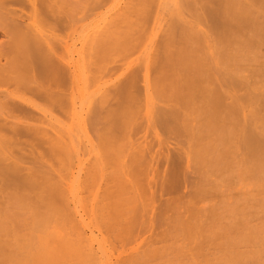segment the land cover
Returning <instances> with one entry per match:
<instances>
[{
  "label": "bare ground",
  "instance_id": "obj_1",
  "mask_svg": "<svg viewBox=\"0 0 264 264\" xmlns=\"http://www.w3.org/2000/svg\"><path fill=\"white\" fill-rule=\"evenodd\" d=\"M0 36V264H113L106 240L92 229L99 169L120 167L102 191L108 216L101 221L120 239L137 211L130 206L135 199L152 211L158 191L180 185L182 156L170 140L188 138L190 115L201 114L191 151L198 163L220 172L238 162L240 173L246 168L264 178V106L247 118L256 99L249 88L227 104L213 83V65L207 70L201 57L212 38L222 64L234 71L224 89L241 88L245 81L235 71L259 59L264 48V0H0ZM174 70L186 76L180 80ZM93 114L104 120L96 141ZM142 130L150 131L149 141L137 137ZM238 150L243 166L235 159ZM244 176L245 184L250 177ZM182 219L174 220L178 228L188 223ZM246 223L220 263L202 253L217 237L207 241L202 228L199 237L205 233L206 241L195 246L197 260L188 264H264V248L238 250L261 242L259 230ZM189 228L187 244H194L197 231ZM155 258L148 247L120 264Z\"/></svg>",
  "mask_w": 264,
  "mask_h": 264
},
{
  "label": "rangeland",
  "instance_id": "obj_2",
  "mask_svg": "<svg viewBox=\"0 0 264 264\" xmlns=\"http://www.w3.org/2000/svg\"><path fill=\"white\" fill-rule=\"evenodd\" d=\"M2 39H3L2 36H0V41ZM212 40L213 39L211 38V40H210L211 50L208 53H204L203 54L204 56L201 54L202 55L201 57H203L206 60H209V58L212 59V61L209 60L210 62L209 61L206 62V60H205V63L207 65H209V66L206 65L207 70H208V68H212V67H213V70L215 69L214 72H213V70H212V72H210L211 76H212V80H214V82L213 81L212 82L217 83L218 85L216 84V86H220L219 88L222 87L220 90H222L221 91L222 93H225L224 94L225 97L226 96L230 97L229 100H228V97H226L227 98L226 99L227 104L230 101L232 102L234 94L236 97H242L243 95L245 96V93H247L249 91V89H251V93H253V95L252 94H250V95L252 97L256 95V97H254L256 99H254L255 102L252 105L254 110L252 109V110H249V112H247V118H250L249 114H252L255 111L257 112V110H256L257 107H255V106H259V105L264 106V97L262 98V94L264 96V91H263L264 90V85H263L264 84V67L260 66V65L264 66V64H262L264 62V54H263L264 48H261V51H260L261 54L258 57L259 59H256L250 63L248 62V64H246V63L240 64V66L243 65V68L240 67V71L239 72L235 71V74H236L237 78H240L239 81L241 83H243L244 81L245 82L243 84H241L242 85L241 88L240 87L237 88L238 90L237 89L232 90V88L229 87L230 85L227 83L230 79V76L234 74L233 70H235V69H233L232 70L233 72H231V70L227 69V66L224 67V64H222L223 62H221L220 58L218 57L219 52L217 50L219 49L218 48L219 45L216 43L217 44V46H216L214 40L213 41ZM190 43L193 44V42H190ZM190 43H189V46H192V44H190ZM193 47H194V44H193ZM212 48H213V50H212ZM216 52H218L216 54V56L213 55ZM207 54H208V56H207ZM205 56L208 58H206ZM214 57H215V59H213ZM217 61H219V62H217ZM220 62H221V64H219ZM208 63H210V64H208ZM210 65L211 66L213 65V66L210 67ZM244 65H245V67H244ZM173 67H174L173 69H175V67L177 69L179 66L177 67L176 65H174ZM181 67H183L182 64H180L179 69ZM225 68L227 70H225ZM183 69H185V66L183 67ZM183 69L181 70V73L186 72V70H185V72H182ZM241 69H242V72H241ZM237 70H239V68ZM252 70H254V71H252ZM179 71L180 70H178V73H179ZM248 71H250L251 73ZM175 72L177 73V71H175ZM218 72H219V74H218ZM178 73L176 75H178ZM181 73H179V76H177L180 78V80L183 79V76L184 77L186 76V75L182 74V79H181V77H180ZM187 73L188 72H186L185 74H187ZM252 73H253V75H252ZM246 80H247V84H246ZM253 81H255V82H253ZM222 83L223 84L226 83V85H229L228 86L229 88L227 87L228 89L225 90L226 88L224 89V87H226V85L224 84L225 85L224 86ZM254 83H256V85ZM210 85H211V87L210 86L207 87V84H206L205 88L210 90L213 87L212 84H210ZM243 85L246 87H244ZM261 85H262V87H261ZM255 87L257 90L255 89ZM234 90H236V91H234ZM249 92H248V94H249ZM237 95H239V96H237ZM256 100H258V102ZM198 102L199 103L196 106H199L200 101H198ZM204 102L205 101H203L201 103L203 104ZM159 106L165 107L162 103H158L157 107H159ZM200 106H201V104H200ZM261 108H262L261 109V111H262L261 115H263L264 110H263V107H261ZM257 109H259V107ZM197 113H198V110H197ZM194 115H196L195 116L196 118L194 117ZM194 115H190V116L186 117L190 122L193 121L192 124L190 123L192 125V128L190 125V128H191L190 133L191 134H189V136H191V141H190V137L187 134H185V135H187L188 138H185L186 136L183 138L182 136H184V134H182V136L179 135L181 138H179V136L174 138V136H173L174 139L170 140V142L172 143L170 147L177 149V151L182 156L181 165L183 167V169H182L183 173L181 172V175L179 178V181H180V179H181V181H180V185H178V187H177L178 190L177 189H176V191L173 190L171 193L169 192L170 194L167 193L166 191H158L157 196H159V197H157L158 200L155 201V204H154L155 206H154L152 211H150L149 207H148V209H143L141 207L139 208L141 201H140V199H137V200L135 199L136 204L130 205V206H135L134 208H136L137 211H136V213L131 214V215H134L133 221L130 224L125 226L126 230L122 233V235H120L121 236L120 239L114 240L113 237L111 236L112 233L109 232L107 230V228L102 224V223H104L105 217L108 216L107 215L108 212L104 210L105 202L102 200V195H103L102 191L105 190L106 188L111 187L114 184L111 181V179L120 167H118L112 163H109L107 165L102 166L99 169L100 175L98 176V178H100L99 182H100L101 188L99 189L98 199L94 202V219H93L92 229L94 230L95 236H97L100 239L106 240V249H107L109 254L113 255V264H120V261L123 260L124 258H126L127 256H137V254L142 255L144 253V250L147 249L148 247L151 250L152 249L155 250L157 252V256L159 257V258H155L156 260L152 261L151 264H169L167 262L168 260H172V261L178 260V261H180V263L178 261H176V262H178V264L192 263V262L197 260V258H196L197 250L195 251V249H197V247L199 245H202L200 243L205 238L207 239L213 234L217 237L211 236L212 238L210 237V239H212V241L207 239V241H210V242L204 243V245H203L204 250L202 253L208 255L209 258L212 259V261L215 260L213 262H216V259H219L218 260V262H219L224 257L226 258L227 251H229L231 248L230 247L231 244L229 246V243L234 242L237 238V236H236L234 241H233L234 236L238 235L241 231H245L244 230L245 228L243 225L244 222L248 223V224L246 223L248 226L246 224H245V226L257 228V230H259L261 242L256 243V244L247 245L244 247L239 245L240 248L238 247V250L240 252L249 254L250 252H253V250L255 251L257 249L264 248V190L262 189L264 187V184H263L264 178L262 177L263 178L262 179V178H259L257 176L259 178V180L255 179V176L253 177L252 173L246 171V168H245V171L240 173V171H241L240 169L242 168V170H243V167H241V166L238 167V164H237L238 162L235 165H232L233 169L230 168V170H229V168L228 169L225 168L224 170H220V172H219V170L216 171L215 169H213L211 167H210L211 168L210 169L209 166L207 167V165L202 166V164L200 162H199L200 163L199 164L198 163L199 160L196 158V156L195 157L193 156L194 152L191 153V151H193L192 148L194 149V147H195V141H192L195 139H192V138H194L195 135H197L195 133V131H197V133H198V131H199L198 129H200L199 126L201 127V125H200L201 121H200V124L198 123L200 119L197 120V118L201 114L199 116H197V114H194ZM90 118H92V125H93L92 135H93L94 141H96V135L100 134V132L104 126V120L102 117H97L93 120L94 114L92 116H90ZM201 120H202V118H201ZM247 120H249V119H247ZM194 128H195V131H193ZM149 132L150 131L145 132V130H142L137 137H141L142 139L144 137H147L146 140L149 141L150 138L152 137V135H150ZM192 142L194 144H192ZM237 152L238 153L237 154L235 153V155H238V156H235V159H236V157H237L236 161L240 159L239 165H242L241 159H242L243 153H241L242 152L241 150H238ZM191 154H192V156H191ZM92 159L93 158H90L87 161L88 167H91V165H93ZM235 159L233 158V161H235ZM157 161H158V163H156V165L159 164V160H157ZM235 162H233V163H235ZM196 163H198V164H196ZM198 165H200L201 167ZM160 166H162V165L159 164V166H158L159 172L161 174ZM204 167H206V168H204ZM200 168H201V171H200ZM197 169H199V170H197ZM212 169L214 170L215 173L212 172ZM163 170H164V167H163ZM209 171L211 173H209ZM198 172H199V174H198ZM239 173L241 175H243L242 178L239 177L240 176ZM247 173H248V176H247ZM244 175H246L248 178L250 177V179L252 176V179H254L255 182L252 183L253 182V180H252L251 181L252 185H250V183L247 182L250 180L249 179V180H245L246 181L245 184L242 183V181L246 178ZM260 179L263 180V182H261ZM256 180H258L257 181L258 183L256 182ZM242 186H244L245 189L244 188L242 189ZM254 186H255V188H254ZM202 189H203V191H202ZM154 190H156L155 187H154ZM199 191L200 192L202 191V192L199 193ZM82 192H83L82 196H87V194L84 192V190ZM197 192H198V194H197ZM244 192H246L247 194ZM196 194L197 195L203 194L204 196L200 197L201 196L200 195L198 197ZM126 197H129V195H126ZM196 201L199 202L200 205L197 204ZM140 209H142V211ZM183 209H185V210H183ZM200 209H201V212H200ZM205 209H207V210H205ZM164 210H166L165 213H162V212H164ZM188 211L193 212V214L191 213V216L196 213L195 215L197 217L195 215H194V217L197 218L198 220L195 219L196 221H194V218H192V217H191L192 218V220H191V218L188 216L189 215ZM180 215L182 216L181 218H184L182 220H184V221L187 220L186 222L191 224V225H188V223L186 224L188 228L191 226L190 228H192V230H193V227L195 228V226L197 225L195 228L197 233L195 234L196 241L194 244H189L190 242L187 239V236L185 235L186 233H184L185 229L187 228V227L184 228V226H186V225L181 224L184 221H182V222L180 221V223H179V224H181V227L183 226L182 227V228H184V229H182L183 231L181 230V227L178 228L177 224L174 223V220L176 217L181 219L179 217ZM199 217H200V220L202 219L201 221H199ZM178 220H175V222L176 221L178 222ZM101 221H102V223H101ZM191 222H196V223L194 224ZM193 225H195V226H193ZM247 227H246V230L248 229ZM202 228H203V230H202ZM232 228L233 229L235 228L236 230L233 231ZM195 229L192 232H194ZM204 229L206 230L205 231L206 234H207V231H209V234H207V237L204 236L205 233H202L204 231ZM210 229H211V231H210ZM201 230H202L201 233L203 234L202 236L205 237L204 239L202 238V236L199 237L201 235L199 233ZM229 231H232V232L230 233ZM210 233H212V234H210ZM184 236L186 238H184ZM231 237H233V238H231ZM228 238H230V239H228ZM231 239H232V241H230ZM182 240H184L185 242ZM204 241H206V240H204ZM187 242H189L188 244L191 247L187 244ZM198 243H199V245L197 246ZM182 244H184L183 247H182ZM185 244H186V248L184 247ZM195 246H197V247H195ZM181 251H183V252H181ZM192 252L195 253V256L193 255ZM224 252H226V253H224ZM198 259L200 260L201 258L198 257ZM248 261L251 263L250 260H248ZM141 262H142L141 260H138L137 262H135V264H141ZM176 262H174V264H177Z\"/></svg>",
  "mask_w": 264,
  "mask_h": 264
}]
</instances>
